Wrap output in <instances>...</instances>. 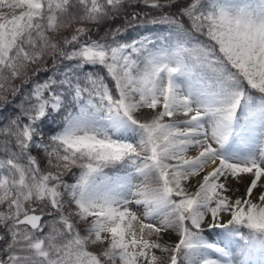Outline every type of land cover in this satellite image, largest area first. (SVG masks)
Instances as JSON below:
<instances>
[{
  "label": "snow or ice",
  "instance_id": "6c2138e0",
  "mask_svg": "<svg viewBox=\"0 0 264 264\" xmlns=\"http://www.w3.org/2000/svg\"><path fill=\"white\" fill-rule=\"evenodd\" d=\"M16 97L0 264H264V0H0Z\"/></svg>",
  "mask_w": 264,
  "mask_h": 264
},
{
  "label": "trees",
  "instance_id": "16d2710c",
  "mask_svg": "<svg viewBox=\"0 0 264 264\" xmlns=\"http://www.w3.org/2000/svg\"><path fill=\"white\" fill-rule=\"evenodd\" d=\"M132 8H135L137 11H139L143 6L139 5V4H133L131 6ZM173 10H175V6H173ZM165 12L168 11V9L164 10ZM152 15H158L159 13H151ZM112 24L113 27L119 25L122 23V19H117L115 21L110 22ZM105 29L102 27L100 30V34H102V32ZM125 35H127V33H125ZM95 38V36H94ZM46 75V74H44ZM20 97H16V99L12 102V104L9 105H5L3 109H0V127H3L4 124L7 122L5 120V116H14L15 114L19 113V109L15 108V104L19 101ZM35 154V153H34ZM206 236H208V238L211 240L214 238V234H209L208 232L205 233ZM3 246V242H0V247Z\"/></svg>",
  "mask_w": 264,
  "mask_h": 264
},
{
  "label": "rangeland",
  "instance_id": "374dc122",
  "mask_svg": "<svg viewBox=\"0 0 264 264\" xmlns=\"http://www.w3.org/2000/svg\"><path fill=\"white\" fill-rule=\"evenodd\" d=\"M241 190H243V189H241ZM174 238H175L174 236H168V235H165V237H164V239L166 241H168L169 243H171Z\"/></svg>",
  "mask_w": 264,
  "mask_h": 264
},
{
  "label": "water",
  "instance_id": "95a60500",
  "mask_svg": "<svg viewBox=\"0 0 264 264\" xmlns=\"http://www.w3.org/2000/svg\"><path fill=\"white\" fill-rule=\"evenodd\" d=\"M1 242V241H0Z\"/></svg>",
  "mask_w": 264,
  "mask_h": 264
}]
</instances>
